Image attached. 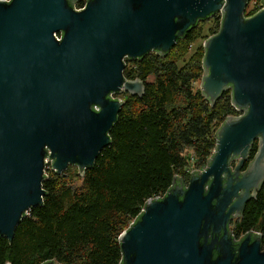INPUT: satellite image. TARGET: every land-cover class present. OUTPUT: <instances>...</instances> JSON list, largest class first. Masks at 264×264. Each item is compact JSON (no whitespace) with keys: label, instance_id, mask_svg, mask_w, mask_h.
<instances>
[{"label":"water","instance_id":"water-1","mask_svg":"<svg viewBox=\"0 0 264 264\" xmlns=\"http://www.w3.org/2000/svg\"><path fill=\"white\" fill-rule=\"evenodd\" d=\"M76 1L0 0V236L13 240L42 205L48 161L83 175L111 143L124 104L112 95L145 92L143 80L125 77L126 59L165 56L220 14L204 42L201 90L212 106L231 90L240 114L217 129L206 167L148 199L120 234L121 264H264L263 236L234 243L228 227L264 183V7L246 16L250 0Z\"/></svg>","mask_w":264,"mask_h":264},{"label":"trees","instance_id":"trees-1","mask_svg":"<svg viewBox=\"0 0 264 264\" xmlns=\"http://www.w3.org/2000/svg\"><path fill=\"white\" fill-rule=\"evenodd\" d=\"M85 3L77 0L75 6L80 8ZM263 6L245 15H253ZM212 18L215 34L221 16ZM204 21L200 20L165 56L151 51L135 60L126 59L124 75L144 81L143 96L129 94L123 99L109 132L111 143L92 167L78 174L79 183L67 170L61 174L45 171L42 205L25 214L13 240L0 236V264H42L48 260L59 264H121L119 236L140 216L147 200L166 193L176 178L189 181L187 168L192 161L197 166L207 165L217 145V129L229 115L239 112L232 105L231 90L212 106L201 87L195 86L203 75L204 52L183 64L170 58L179 44L198 39ZM257 149L256 141L250 160ZM250 232L262 235L264 246V183L236 224V233Z\"/></svg>","mask_w":264,"mask_h":264},{"label":"rangeland","instance_id":"rangeland-1","mask_svg":"<svg viewBox=\"0 0 264 264\" xmlns=\"http://www.w3.org/2000/svg\"><path fill=\"white\" fill-rule=\"evenodd\" d=\"M263 4H264V0H250L245 12H247L249 10H253L256 7H258L259 5H263ZM215 29H217V27L215 25L214 18H210V19L202 22L201 25L199 26V37H198V39H196V41L193 43L182 42L181 44H179L170 54V58L177 60V62L179 64H183L191 56L202 54L204 52L205 40L208 37L213 35V30H215ZM195 86L201 87V80H198L195 83ZM118 95L122 99H126L129 97L128 93H122V94H118ZM118 95H116V96H118ZM239 114H240V112L238 113V115ZM248 161H250V159ZM236 163L237 162H235V164ZM200 165H202V164H200ZM200 165L197 166L192 161L191 165H189L187 169L190 172L194 169H204L205 166L202 167ZM51 170H54V169H52V167H51V162L48 161L47 167H46V172H51ZM66 170H67L66 172H69V176H71V178H74L76 180V183L80 182V178L78 175L80 173V171H79V168L77 165H70L69 168Z\"/></svg>","mask_w":264,"mask_h":264},{"label":"flooded vegetation","instance_id":"flooded-vegetation-1","mask_svg":"<svg viewBox=\"0 0 264 264\" xmlns=\"http://www.w3.org/2000/svg\"><path fill=\"white\" fill-rule=\"evenodd\" d=\"M251 161V160H250ZM250 161H246V163L243 165V168H242V171H244L247 166H248V163L247 162H250ZM235 162H237L235 164ZM239 162V159H234L232 160V167L234 168L235 165H237ZM243 214V213H242ZM242 215H232V218L229 222V234L232 236L233 240H234V243H239L247 234H244V233H236V224L238 222V220L241 218ZM251 233H254V232H251Z\"/></svg>","mask_w":264,"mask_h":264},{"label":"built area","instance_id":"built-area-1","mask_svg":"<svg viewBox=\"0 0 264 264\" xmlns=\"http://www.w3.org/2000/svg\"><path fill=\"white\" fill-rule=\"evenodd\" d=\"M263 7H264V6H263ZM263 7H262V8H263ZM80 8H82V7H80ZM80 8H79V9H80ZM220 16H221V15H220ZM59 39H61V37H60V36H59ZM116 95H118V94H113L112 96H113V97H115ZM118 96H119V95H118ZM205 167H206V166H205ZM205 167H204V168H205ZM195 170L202 171L203 169H194V170H192V171H195ZM45 171H46V170H45ZM192 171H191V172H192ZM191 172H190V173H191ZM163 195H164V194H162V195H159V196H163ZM159 196H157V197H159Z\"/></svg>","mask_w":264,"mask_h":264}]
</instances>
